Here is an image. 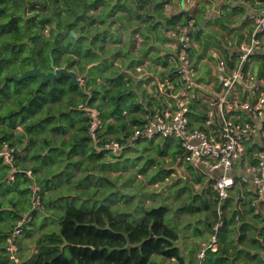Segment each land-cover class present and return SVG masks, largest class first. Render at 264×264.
Wrapping results in <instances>:
<instances>
[{"label":"trees","instance_id":"obj_1","mask_svg":"<svg viewBox=\"0 0 264 264\" xmlns=\"http://www.w3.org/2000/svg\"><path fill=\"white\" fill-rule=\"evenodd\" d=\"M166 10L157 0H0V142L13 147L12 167L21 170L9 181L11 166L0 157V264H17L10 259L6 246L21 219L25 222L14 238L19 264L31 260L33 264H155L154 256L185 264L175 244L180 233L167 222L168 209L164 206L143 208L136 200L130 215L104 203L96 208L65 204L57 212L50 208L52 203H46L48 197H53L47 189L75 191L73 199L80 201L84 193H76L74 186L93 182L105 187V193L112 185L109 177L93 174V162L112 153L99 150L88 135L86 109L99 111L103 140L110 137L126 142L132 126L142 122L140 113L147 111L137 99L141 80L129 70L148 54L155 36L163 41L172 24L193 20L191 15L171 16ZM75 14H79L76 23H69ZM136 33L142 37L138 46ZM50 57L56 67L75 71L82 83L73 85L65 75L43 82L37 90L39 77L35 75L3 83L4 76L19 75L33 62L41 71L51 70ZM250 58L260 61L263 70L256 75L257 80L264 81V53H254ZM175 75L179 76L176 68L168 71L169 78ZM260 88L264 90V85ZM156 102L158 108L165 105L163 98ZM173 141L174 149L171 153L168 149L167 154L175 161L183 150L178 140ZM256 148H260L256 143L246 145L242 158L248 164H254ZM185 167L194 172L188 163ZM26 170L31 171L32 178ZM61 177L67 182L50 185ZM31 182L38 188L40 206L32 207ZM183 191L212 193L211 198L194 196L210 210L203 223L210 237L216 238V249H206L201 264H264V203L253 206V194L242 203V209L228 197L217 207L214 193L208 188L197 192L182 185L175 193ZM93 193L86 192L81 204L89 203ZM52 222L58 227L44 232ZM21 234L30 239L34 236L28 259L27 247L18 242Z\"/></svg>","mask_w":264,"mask_h":264},{"label":"crops","instance_id":"obj_2","mask_svg":"<svg viewBox=\"0 0 264 264\" xmlns=\"http://www.w3.org/2000/svg\"><path fill=\"white\" fill-rule=\"evenodd\" d=\"M183 4L185 9L189 10L188 15L192 16L195 23L191 32L192 41L189 48L193 67V84L188 91V118L190 126L204 129L209 133H212L222 117L233 121L246 122L248 120L246 112L242 110L231 111L216 103V100L220 95V86L217 83V60L223 59L225 61L227 71L232 68L230 66V62L232 60L234 65L236 53L240 44L249 41L254 30V16L262 3L256 0H192L191 3L183 2ZM181 7L182 0H176L174 5L167 8L166 11L172 14L178 12ZM180 25V21L172 24L170 29L166 31L165 39L163 41L155 36L149 44H153V47L148 46V54L143 56L141 62L135 64V66L129 70V72L133 74L136 79L139 81L141 80L137 90V99L138 102L144 106L143 109L147 110L145 113H140L141 118L158 108L156 100L159 103L162 102L163 98L166 103V101L175 97L177 92L183 86L179 76L175 75L172 78L168 77V71L176 66L174 60L175 39L172 38L169 33L171 30L176 29ZM135 36V43L138 46L142 41V37L139 33H136ZM211 36L215 37L217 45L211 47L209 46L203 54L202 43L204 41L208 42ZM213 51L216 52L217 56L211 55V52ZM209 52L211 58H208ZM259 52L264 53V49H258L255 53ZM202 62L206 63L207 73L205 74L200 68ZM247 68L248 76L246 81H241L236 85L234 95L237 97H244L250 90V86L253 84H257L259 86L264 85V81L261 79L257 80L256 75L258 70L261 69L260 61L252 58L247 65ZM262 70L263 69L260 71ZM154 87H156L157 92ZM159 96H162V98L159 99ZM208 111H212L213 113L214 124L207 128L203 121ZM137 113H139V111H137ZM124 114H126V111H124ZM260 121L261 123L264 121V111ZM134 127L135 126L133 125L132 128ZM153 140L154 139H151V141ZM101 159L93 162V174L96 176L100 175L109 177L108 171L114 169L112 167H108L107 170L100 171L98 165L101 164ZM174 162H177L176 166L182 162L185 166L186 163H188L193 168L195 172L191 173L188 171V177L192 181L194 180L193 185L190 186L192 188L194 187L193 190L197 192L207 188L212 191L214 178L221 173L219 169L208 173L200 164L184 161L183 154ZM245 163H247L246 158L240 159L238 164L232 170L231 174L235 177L234 184L228 192V198L233 202L237 201L236 206L240 209H242V203L246 202L253 195L250 184L241 178L243 175L242 169ZM168 173V171L163 172V174ZM178 176L181 177L180 174ZM197 178L198 181H196ZM89 180L90 178L85 179V181ZM109 188H111V186H109ZM176 189L177 188L174 187V190ZM103 190H105V187H103ZM84 191L95 192L89 197L95 198L97 203L101 202V199L99 200L98 198L102 195L108 200H111L114 196H121L124 198V201L127 198H131L128 193H113L114 191L101 193L102 190L96 188L95 186L89 187L86 185V189ZM196 194L202 195L206 198H211L212 193H143L139 194V196L137 195L138 198L136 197L137 200L141 199L143 196L148 198L151 197L157 200L156 203H149L147 205L142 204V201H140L143 208L148 205H154L164 206L168 209L166 212V220L172 226H175L180 233V237L175 244L179 248L185 264H195L198 253L209 244L211 239L208 227L203 223L205 214L210 213V210L203 208L197 198H194V196L196 197ZM86 196L87 194L84 193L82 198L86 199ZM104 204L119 211L121 214L131 215L134 211L133 207L128 210L120 205L119 208L116 209L107 203ZM209 217L211 218V216ZM199 228L201 230V234H199ZM215 249L216 246L213 247V250ZM153 258L156 259V256ZM158 263L177 264L174 258L169 259L163 257H161V263Z\"/></svg>","mask_w":264,"mask_h":264},{"label":"built area","instance_id":"obj_3","mask_svg":"<svg viewBox=\"0 0 264 264\" xmlns=\"http://www.w3.org/2000/svg\"><path fill=\"white\" fill-rule=\"evenodd\" d=\"M175 1L157 0L166 8L173 6ZM183 2L191 3L192 0H182ZM254 20V30L250 39L248 42L240 44L233 67L227 71L225 61L217 60V83L220 86V95L216 103L231 111L246 112L248 115L246 122L222 117L212 133L190 126L188 91L193 84V67L189 48L194 21L189 20L169 33L175 39V68L183 85L176 96L166 101L162 108H157L146 114L142 122L135 126L126 137V142L110 137L103 140L100 136L103 119L97 109L87 108L88 135L94 145L99 150H106L116 155L126 145L136 140L148 141L155 138L178 140L183 153H186L183 155L184 161L200 164L208 173L216 169L220 170L221 173L214 178L212 184L213 199L219 207L228 197L229 189L234 184L235 177L231 173L245 154L246 145L256 143L260 148H256L253 152L255 162L254 164H244L241 178L250 184L256 197L251 204L257 206L259 203H264V132L261 131L260 121L264 111V90L259 85L253 84L244 97L234 95L237 83L247 79L248 68L245 69V67L251 60L250 56L258 49L264 48V2L258 8ZM211 55L217 56L215 51L211 52ZM203 122L207 128L214 124L212 111L206 113ZM0 157L4 163L11 166V172L7 179L12 181L14 173L21 172V170L12 167L15 157L14 149L4 141L0 142ZM25 173L32 178L30 170H26ZM30 185L33 190L32 207L40 206V196L36 194L38 188L34 182H31ZM22 222L25 220L18 221L17 226L7 239L6 246L10 259L17 264H19L16 256L18 247L14 243V238L19 234ZM215 241L216 238L212 235L209 244L198 253L197 264H201L206 249H213L216 246Z\"/></svg>","mask_w":264,"mask_h":264},{"label":"rangeland","instance_id":"obj_4","mask_svg":"<svg viewBox=\"0 0 264 264\" xmlns=\"http://www.w3.org/2000/svg\"><path fill=\"white\" fill-rule=\"evenodd\" d=\"M72 21L73 19L68 22L72 23ZM202 45H203L202 50L204 54L209 46L211 47L217 45L215 41V37L211 36L209 38V41L208 42L204 41ZM210 56L211 55L209 52L208 58H211ZM200 68L204 74L207 73V67L205 62L201 63ZM79 78L81 80L80 82L81 84L82 79L81 77ZM9 87L10 89H13L12 85H9ZM17 127L20 128V125H18ZM173 143L174 141L171 139L164 141L158 138L154 139L152 142L138 141V142H133L131 145H127L121 152H119L116 155L107 153L106 155L103 156V158L101 159L102 161L101 164L98 165L100 171H105L107 170L108 167H112L114 169L108 171V176L112 181V185L111 188L108 189L106 188L107 190L105 193H109L108 191H112V192L114 191L113 193H128V195L131 196V198L128 201L126 200L124 201V198L121 196H116V197L114 196L111 200H108L105 198V196L102 195L101 197L98 198L99 200L101 199V202L99 203L93 202L95 198L89 197L90 198L89 203L81 204L82 202H85L82 198H81L82 200L80 201H76L75 199H73V196L75 195V191L69 190L66 191L65 193H61L59 192L61 188L57 187L56 190L55 189L46 190L47 193H53L52 195L53 197H48L46 203L47 202H49L47 204L52 203L50 208L55 212H57L58 209L61 210L65 204H74L76 206L83 208H93V207L96 208L103 203H107L116 209L119 208L120 205H122L123 207L129 210L134 206L135 201L137 200L139 194L175 193L173 192L175 191L174 187L178 189L179 187H182V185L192 186L194 180L192 181L188 177V173L190 172V170L186 169L185 164L183 162L176 166L177 162H174L172 157L169 154H167L168 149L173 145ZM173 149L174 147L172 146L170 149V153L172 152ZM161 150H164L165 153H163ZM164 171H168L169 173L163 174ZM179 174L181 175V177L178 176ZM66 180L67 179H65L64 177H61L60 179H54V183L50 182V185L52 187L56 185L59 186V183L67 182ZM92 184H94L96 188H99L100 190L103 191V186L95 184L93 182L82 185L78 184L74 186V189H76L77 187L78 190L76 189L77 190L76 193H86V191H84L86 189V185L90 186ZM90 193H92V191H90ZM182 193H186V191H183ZM65 194L69 195V197H64L63 195ZM53 198L55 199L54 201L52 200ZM57 198L59 199L56 200ZM138 200L142 201V204L144 205L157 202L156 199H153L151 197L148 198L145 196L141 197V199ZM39 222H40V216L36 218L37 225L39 224ZM57 227H58L57 223L52 222L51 224H49V226L46 229H44L45 230L44 232H51ZM36 234L37 232L35 231L34 236H36ZM34 236L32 239L25 238L23 234L18 236V242L22 243V245L27 247L25 251L26 259H28L29 255L31 256L32 254V252L29 250L30 247L29 244L31 241L34 240ZM153 261L156 262L155 264H159L158 262L161 263V257L156 256V259L152 258V262ZM29 264H33L32 260L30 261Z\"/></svg>","mask_w":264,"mask_h":264},{"label":"water","instance_id":"obj_5","mask_svg":"<svg viewBox=\"0 0 264 264\" xmlns=\"http://www.w3.org/2000/svg\"><path fill=\"white\" fill-rule=\"evenodd\" d=\"M243 1H245V0H243ZM82 14H84V12ZM188 14H189V10L185 9L184 4L182 3L181 9L178 12L172 13L171 16L188 15ZM78 16H79V14H75L73 21H72V24L76 23ZM50 68H51V70H49L47 72L41 71L37 68V66L33 62V66L31 68L21 72L19 75L10 74V75L4 76L3 77V83L6 80H11V79L20 81L24 78H27V77H30L33 75L39 77V83H38V86L36 87L35 90H37L38 87L40 86V84H42L43 82H45L47 80H50L52 82L54 79H58L62 75L69 77L70 81L73 85H78L81 82L80 78L78 77V75L75 71L69 70L66 67H61V68L56 67L54 65L51 57H50ZM183 155H186V153H183ZM64 245H67V243L65 242Z\"/></svg>","mask_w":264,"mask_h":264}]
</instances>
